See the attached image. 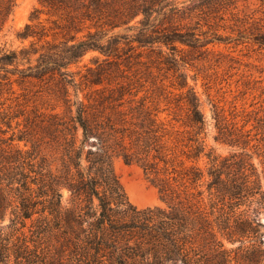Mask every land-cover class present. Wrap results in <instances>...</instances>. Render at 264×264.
Masks as SVG:
<instances>
[{"label":"trees","instance_id":"16d2710c","mask_svg":"<svg viewBox=\"0 0 264 264\" xmlns=\"http://www.w3.org/2000/svg\"><path fill=\"white\" fill-rule=\"evenodd\" d=\"M17 1L0 0V33L13 15ZM167 1L39 0L43 8H36L33 13L45 10L57 16V20L64 19L66 23L60 27L75 33L66 40L64 48L40 53L35 64L32 57L37 51L22 48L4 53L0 57L2 68L17 67L21 79L45 80L58 74L68 92L70 85L74 86L73 78H69L70 65L91 50L110 57L119 43L116 36L108 44L94 34L78 37L79 18L108 30L133 29L140 24L138 36L132 39L139 47L153 43L168 45L177 38L172 33L160 34L159 24L155 23L169 9ZM34 19L31 17L18 32L20 39L48 36L43 28L37 29ZM180 41L193 47L198 40L185 37ZM255 41L264 47V31L258 32ZM23 59L27 60V66L19 68ZM110 62L117 66V62ZM98 70L90 86L104 83V65ZM80 90L77 87L75 91V113L71 105L68 118L56 113L48 119L27 122L20 134L14 132L9 136L10 142L3 141L6 147L0 148L2 264H58L63 253L70 264H209L203 255L208 236L227 233L244 238L257 231L260 224L257 216L232 221L230 217L223 219L216 209L217 201L231 203L233 210L244 199L257 194L260 195L257 203L262 206L264 183L253 171L243 172L240 180L222 178L223 173H229L223 170L224 159L206 152L205 140L200 139L208 120L201 110L197 91L192 89L187 99L188 126L195 136L184 144L187 149L178 150V138L172 136L158 114H153L142 99L126 108L125 96L129 91L123 86L110 90L99 100L93 98L95 103L90 107L97 103L102 106V110L95 106V112L89 111L79 96ZM133 95L128 102L136 100L138 94ZM86 97L91 101V96ZM105 109L110 112L105 113ZM217 128L222 131L218 124ZM43 142L53 145L60 155L56 170L42 152ZM114 156L122 157L127 164H140L148 174L163 175L159 190L168 207L133 206L115 174ZM205 156L209 159L207 174L199 164ZM248 164L243 161L238 166L247 170ZM171 180L178 182L181 191L174 188ZM203 186L208 192L210 211L203 206ZM63 187L70 191L71 206L63 203ZM220 243L216 245L222 246ZM218 264H225V260Z\"/></svg>","mask_w":264,"mask_h":264},{"label":"rangeland","instance_id":"374dc122","mask_svg":"<svg viewBox=\"0 0 264 264\" xmlns=\"http://www.w3.org/2000/svg\"><path fill=\"white\" fill-rule=\"evenodd\" d=\"M167 6L169 9L155 23L159 24L160 34L172 33L177 38L168 45L153 43L139 47L132 39L138 36L140 24L133 29L108 30L79 18L76 22L81 30L78 37L94 34L108 44L116 36L119 43L110 57L91 50L70 65L69 78H73L74 86L70 85L68 92L58 74L45 80L21 79L16 66L2 68L4 64L0 62V148L6 147L3 141H9L14 132L20 134L19 130L25 129L27 122L48 119L56 113L68 118L71 105L75 113L77 87L89 111L95 112V106L99 110L102 106L97 103L90 107L93 98L99 100L110 90L123 86L138 94L137 101L128 102L134 95L126 93V108L139 104L142 99L153 114H158L172 136L178 138V150L187 149L184 144L195 136V131L188 126L187 104L193 89L198 92L201 110L208 120L200 139L205 140L206 152L224 159L223 170L229 173H223L222 178L240 180L243 172L253 171L264 183V47L255 41L258 32L264 31V0H168ZM36 8H43L39 0L17 1L13 15L0 33V57L12 50L28 48L38 52L32 57L35 64L40 53L64 48L66 40L75 33V30L68 32L60 27L66 23L64 19L57 20V16L45 10L33 13ZM31 17L35 18L37 29L43 28L48 36L26 40L18 37ZM185 37L197 38L196 46L182 43L180 38ZM109 61L117 62V66L110 65ZM101 65L106 71L104 83L90 86ZM26 66V59L19 61V68ZM86 95L91 96V101ZM19 145L26 148L24 142ZM42 146L51 168L56 170L60 166L59 153L46 142ZM208 160L205 156L199 161L206 174ZM243 161L249 163L247 170L238 166ZM175 165L178 167V163ZM113 168L133 206L138 209L168 207L159 190L163 175L148 174L140 164H127L119 156L113 157ZM177 183L173 182V186L181 191ZM202 189L205 190L203 206L210 211L208 192L205 186ZM61 193L63 203L71 206L69 189L63 187ZM258 198L259 194L249 196L233 210L231 203L216 202L223 219L230 217L233 221L257 216L260 224L257 231L244 238L227 233L208 236L203 248L205 254H202L209 264H218L223 259L225 264H264V203L259 206ZM218 241L222 246L216 245ZM67 257L64 253L59 256L58 264H70ZM226 260L230 261L226 263Z\"/></svg>","mask_w":264,"mask_h":264}]
</instances>
